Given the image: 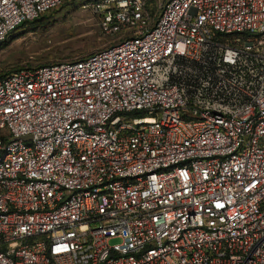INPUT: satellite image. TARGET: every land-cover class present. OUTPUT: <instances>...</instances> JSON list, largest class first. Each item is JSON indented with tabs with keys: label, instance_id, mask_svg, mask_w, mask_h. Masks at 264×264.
Masks as SVG:
<instances>
[{
	"label": "built area",
	"instance_id": "1",
	"mask_svg": "<svg viewBox=\"0 0 264 264\" xmlns=\"http://www.w3.org/2000/svg\"><path fill=\"white\" fill-rule=\"evenodd\" d=\"M65 1L0 0V43ZM153 1L0 77V264H264V0Z\"/></svg>",
	"mask_w": 264,
	"mask_h": 264
},
{
	"label": "rangeland",
	"instance_id": "2",
	"mask_svg": "<svg viewBox=\"0 0 264 264\" xmlns=\"http://www.w3.org/2000/svg\"><path fill=\"white\" fill-rule=\"evenodd\" d=\"M167 0H154L152 8ZM99 5V9L94 7ZM105 0H68L45 18L12 31L0 43V75L23 68L80 59L120 40L106 29ZM118 237L110 240L119 244Z\"/></svg>",
	"mask_w": 264,
	"mask_h": 264
},
{
	"label": "trees",
	"instance_id": "3",
	"mask_svg": "<svg viewBox=\"0 0 264 264\" xmlns=\"http://www.w3.org/2000/svg\"><path fill=\"white\" fill-rule=\"evenodd\" d=\"M68 1V0H67ZM67 1H65V2H67ZM168 1V0H167ZM166 1V2H167ZM64 2V3H65ZM63 3V4H64ZM62 4V5H63ZM61 5V6H62ZM56 9H58V8H56ZM56 9H54V10H51V11H49V12H47V13H45V14H43V15H41L39 18H37V19H35V20H32V21H27V22H25V23H23L22 25H20V27H24V26H26L27 24H29V23H33V22H35V21H39V20H41V19H43V18H45L46 16V14H48V13H50V12H53V11H55ZM20 27H18V28H20ZM119 41V40H118ZM117 41V42H118ZM114 43H116V42H114ZM113 43V44H114ZM112 45V44H111ZM110 46V45H109ZM85 58V57H84ZM80 59H83V58H80ZM74 60H77V59H74ZM62 62V61H61ZM55 63H59V62H55ZM55 63H51V64H55ZM51 64H44V65H40V66H38V67H41V66H45V65H51ZM37 67V68H38ZM23 69H36V68H23ZM20 70H22V69H20ZM20 70H17V71H20ZM17 71H14V72H17ZM11 73H13V72H11ZM8 74H10V73H7V74H4V75H0V77H3V76H6V75H8Z\"/></svg>",
	"mask_w": 264,
	"mask_h": 264
}]
</instances>
